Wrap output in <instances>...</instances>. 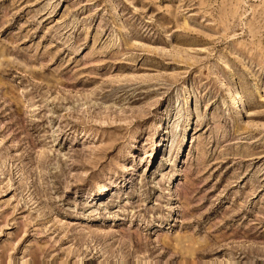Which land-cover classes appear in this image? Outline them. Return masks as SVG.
<instances>
[{"label": "rangeland", "instance_id": "rangeland-1", "mask_svg": "<svg viewBox=\"0 0 264 264\" xmlns=\"http://www.w3.org/2000/svg\"><path fill=\"white\" fill-rule=\"evenodd\" d=\"M0 264H264V0H0Z\"/></svg>", "mask_w": 264, "mask_h": 264}, {"label": "bare ground", "instance_id": "bare-ground-1", "mask_svg": "<svg viewBox=\"0 0 264 264\" xmlns=\"http://www.w3.org/2000/svg\"><path fill=\"white\" fill-rule=\"evenodd\" d=\"M159 129H160V132H162V131H163V125H161V123L159 124V126H158L157 130H159ZM103 191H105V189H104Z\"/></svg>", "mask_w": 264, "mask_h": 264}]
</instances>
